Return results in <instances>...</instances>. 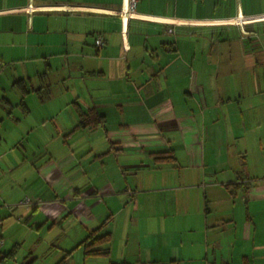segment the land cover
Returning <instances> with one entry per match:
<instances>
[{
	"label": "crops",
	"instance_id": "crops-1",
	"mask_svg": "<svg viewBox=\"0 0 264 264\" xmlns=\"http://www.w3.org/2000/svg\"><path fill=\"white\" fill-rule=\"evenodd\" d=\"M123 5L0 0L2 264H264V0Z\"/></svg>",
	"mask_w": 264,
	"mask_h": 264
},
{
	"label": "trees",
	"instance_id": "trees-1",
	"mask_svg": "<svg viewBox=\"0 0 264 264\" xmlns=\"http://www.w3.org/2000/svg\"><path fill=\"white\" fill-rule=\"evenodd\" d=\"M104 123L103 117L98 116V114L90 110L86 113L81 112V122L79 124L80 127H98ZM174 159L171 154L161 153L159 156L156 157L157 161L162 162H170ZM92 241L90 244H87L86 254L87 255H94V256H101V255H109L110 250L109 248L102 247L103 245L109 244L111 240V234H103L102 229H99L95 232V236L91 237ZM4 259V258H3ZM0 264H2V259H0ZM112 264H161L155 261H137V262H129V261H122L118 263ZM168 264H182L179 260H172Z\"/></svg>",
	"mask_w": 264,
	"mask_h": 264
},
{
	"label": "built area",
	"instance_id": "built-area-1",
	"mask_svg": "<svg viewBox=\"0 0 264 264\" xmlns=\"http://www.w3.org/2000/svg\"><path fill=\"white\" fill-rule=\"evenodd\" d=\"M139 1L140 0H124V5H123L122 9L115 11L114 13L121 16L123 18L124 22H128V20L130 18L139 17L140 15L137 12V5H138ZM96 44H97V46H101L103 44L102 39L98 38L96 40ZM125 47L128 49L130 46L127 43ZM31 202H32V200L30 198H28L27 203H31ZM0 244H1V240H0ZM0 259H1V255H0Z\"/></svg>",
	"mask_w": 264,
	"mask_h": 264
},
{
	"label": "rangeland",
	"instance_id": "rangeland-1",
	"mask_svg": "<svg viewBox=\"0 0 264 264\" xmlns=\"http://www.w3.org/2000/svg\"><path fill=\"white\" fill-rule=\"evenodd\" d=\"M72 155V154H71ZM28 199V198H27ZM27 199H25L22 203H27ZM18 256V255H17ZM17 256L16 257H13L12 259H13V262H17Z\"/></svg>",
	"mask_w": 264,
	"mask_h": 264
}]
</instances>
